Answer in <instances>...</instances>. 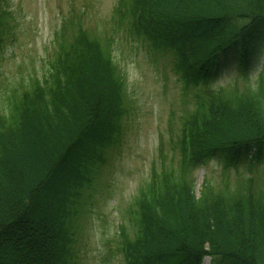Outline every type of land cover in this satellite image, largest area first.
<instances>
[{"label": "trees", "instance_id": "obj_1", "mask_svg": "<svg viewBox=\"0 0 264 264\" xmlns=\"http://www.w3.org/2000/svg\"><path fill=\"white\" fill-rule=\"evenodd\" d=\"M8 2L0 0V52L12 32ZM112 21L103 37L80 15L64 17L48 68L6 97L0 264H79L82 219L132 110L114 55L120 27L171 53L193 97L178 166L154 170L140 188L127 213L132 233L120 223L125 264H264V176L234 192L204 181L199 195L192 176L213 159L248 168L264 161V62L254 84L213 86L232 63L242 76L252 68L264 45V0H117Z\"/></svg>", "mask_w": 264, "mask_h": 264}, {"label": "rangeland", "instance_id": "obj_2", "mask_svg": "<svg viewBox=\"0 0 264 264\" xmlns=\"http://www.w3.org/2000/svg\"><path fill=\"white\" fill-rule=\"evenodd\" d=\"M116 3L117 0H9L12 32L0 52V112L12 89L20 88L31 75L41 76L48 68L56 51L55 33L64 17L80 15L85 27L104 37L111 35L115 26L112 16ZM114 45V55L126 76L132 110L122 144L111 151L82 219L77 245L79 264H125L120 223L132 233L127 213L140 188L154 170L178 166L176 140L183 117L193 109L192 93L184 89L175 72L176 59L171 53L152 51L145 41L122 27L115 34ZM263 46L259 47L261 52ZM261 52L246 76L239 74L237 64L232 63L222 70L213 86L254 84L262 69ZM252 168L245 162L225 167L221 160H210L192 172L195 192L199 195L204 181L217 190L234 192L247 177L258 180L264 176V161ZM203 264H211L210 258L206 257Z\"/></svg>", "mask_w": 264, "mask_h": 264}, {"label": "snow or ice", "instance_id": "obj_3", "mask_svg": "<svg viewBox=\"0 0 264 264\" xmlns=\"http://www.w3.org/2000/svg\"><path fill=\"white\" fill-rule=\"evenodd\" d=\"M261 60H262V62H264V52H261Z\"/></svg>", "mask_w": 264, "mask_h": 264}]
</instances>
